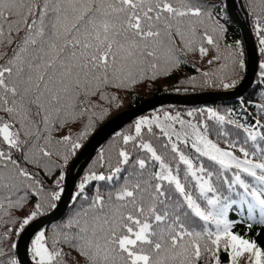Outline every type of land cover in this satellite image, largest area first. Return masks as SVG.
I'll return each mask as SVG.
<instances>
[{
  "label": "snow or ice",
  "instance_id": "snow-or-ice-1",
  "mask_svg": "<svg viewBox=\"0 0 264 264\" xmlns=\"http://www.w3.org/2000/svg\"><path fill=\"white\" fill-rule=\"evenodd\" d=\"M241 7L264 56V0ZM226 21L224 0H0V264H22L21 233L57 209L88 138L138 88L184 66L198 75L181 85L236 87L244 50ZM257 116L160 110L115 132L77 173L67 217L30 237L31 264H264L248 235L264 226V97Z\"/></svg>",
  "mask_w": 264,
  "mask_h": 264
},
{
  "label": "water",
  "instance_id": "water-1",
  "mask_svg": "<svg viewBox=\"0 0 264 264\" xmlns=\"http://www.w3.org/2000/svg\"><path fill=\"white\" fill-rule=\"evenodd\" d=\"M226 1L228 12L235 23L239 26L247 50V73L241 86L234 91L224 93H207L190 96H157L144 101L140 106L128 110L108 121L90 139L85 148L81 150V152H83V156H80L79 153L78 161L75 162V167L72 169V174L68 178L69 187L66 189L64 195L62 196L57 209H55V211L52 212L49 216L44 217L30 225L22 234L18 243V255L22 261V264H31V260L26 252V248L34 231L37 229H43L46 225L62 219L64 214L67 212L68 206L71 202L69 197L73 194L74 191L71 185L77 179V173L82 174L81 170L85 169L88 166V164L94 158L96 151L112 136H114L115 132L121 131L125 126H127L136 118L164 105L177 104L182 106H198L217 103L221 101L235 100L244 96L252 88L259 64L257 47L252 35L249 21L240 17L239 4L241 5V0H239V3L237 0Z\"/></svg>",
  "mask_w": 264,
  "mask_h": 264
},
{
  "label": "trees",
  "instance_id": "trees-1",
  "mask_svg": "<svg viewBox=\"0 0 264 264\" xmlns=\"http://www.w3.org/2000/svg\"><path fill=\"white\" fill-rule=\"evenodd\" d=\"M245 2H246V0H242V3H245ZM224 3L226 4V0H224ZM241 13L247 17L245 9L242 8ZM249 20H250V24H251V18H249ZM221 23H225V21L222 20ZM225 26L227 28V41L229 43H232L235 40L242 41L243 50H244L243 59H244V63H245V68H244V70L239 71L236 76H234V78L237 80L235 88L223 89L222 87L221 88H200V87H197L196 89H193L191 86L181 85L180 81L185 79L187 76L198 75V73L195 72V69L192 68L191 66H184L179 71L173 72L170 77L162 78L155 86H152V87H143L142 86V87L138 88L134 94H131L127 97L123 106L120 109L114 110L101 124L98 125L96 131L92 134V136L105 123H107L108 121H110L111 119L116 117L117 115H119V114H121L127 110L134 109V108L140 106L142 104V102H144L145 100L150 99V98H154V97L162 96V95H172V94L173 95H191V94H201V93H221V92H228V91L237 89L242 84V82L244 81V78L246 75L247 51H246V47H245V43H244L241 31H240L239 27L235 24L233 19L230 17L228 10H227V21H226ZM251 28H252V26H251ZM253 36H254V39H255V42H256V45L258 48V52H259V44H258V40H257L254 32H253ZM221 47H223V43H222ZM189 59H191V57ZM262 61H264V56H262L261 53L259 52V69H258V72L255 76L254 85H253L252 89L241 99L231 100V101H222V102L217 103V104L214 103V104H211L208 106H199V107L167 105V106H163L161 108H158L154 111L169 110L173 113H175L176 111H180L181 113H184L190 109H199V108L211 107L213 109L219 110L222 114L226 110L229 112H233L238 118L241 119V121L250 120L254 116L259 118L257 116L258 105L261 102V97H264V79H262L261 75H260V72H261L260 63ZM196 66L202 68V70H207L206 65H202L200 63H197ZM177 87H179V91L176 90ZM185 88H187V91H185ZM154 111H152V112H154ZM152 112H150L146 115H150ZM146 115H144V116H146ZM132 124H133V122L130 125H132ZM130 125L125 127L122 131L129 130ZM92 136H90L88 138L86 143L89 141V139ZM108 142L105 145H107ZM86 143H85V145H86ZM105 145H103V146H105ZM71 208H72V202L69 206L68 212L66 213V215L64 216V218L61 221H59L56 224H50L49 226L45 227L43 230H45L49 234L52 233L55 226L60 224L67 217V215L71 211ZM51 212L46 213L44 216H47ZM20 215H23V213H20ZM44 216H42V217H44ZM42 217H38L37 220L42 218ZM230 218L231 219H239V217H237L235 215V213H231ZM27 227L28 226H26V228ZM235 231L244 233V232H248V229L246 228V226L244 224H238L235 228ZM257 233H259V235H256ZM248 235H250L253 239H256L259 243L264 244V226L254 225L251 232H248Z\"/></svg>",
  "mask_w": 264,
  "mask_h": 264
}]
</instances>
